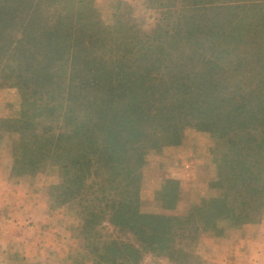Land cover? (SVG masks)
<instances>
[{
	"label": "trees",
	"instance_id": "16d2710c",
	"mask_svg": "<svg viewBox=\"0 0 264 264\" xmlns=\"http://www.w3.org/2000/svg\"><path fill=\"white\" fill-rule=\"evenodd\" d=\"M178 3L173 23L145 34L118 11L103 25L93 0H0V88L20 96L18 117L0 119L11 173L58 168L51 196L78 205L91 264H202L200 233L264 214V0H166ZM186 128L215 139L217 195L184 215L142 212L145 155ZM178 191L163 180V210ZM104 225L123 238L100 239Z\"/></svg>",
	"mask_w": 264,
	"mask_h": 264
},
{
	"label": "rangeland",
	"instance_id": "374dc122",
	"mask_svg": "<svg viewBox=\"0 0 264 264\" xmlns=\"http://www.w3.org/2000/svg\"><path fill=\"white\" fill-rule=\"evenodd\" d=\"M93 1L103 25L111 26L114 22V13L118 11L129 24L145 34L151 33L157 25L173 23L175 9H185L179 3L177 7L166 4V0H161L163 6H159L160 0ZM231 12L229 11L228 17ZM19 109L18 91L15 88H0V119L18 117ZM13 139V136L0 132V183L6 182L9 186L7 189L13 192V195H9L14 201L19 200L18 193L14 190L15 184H20L21 195L23 193V200L28 201L29 207L28 217L23 224L17 223L20 211L12 212L14 235L11 242L16 249L15 255L19 254L17 246L22 239L23 229L27 227L33 229L32 238L40 240L43 244L40 246L41 254L37 250L33 254V263L73 264L77 257H81L84 264H91L90 258L87 255L85 257L87 248L79 236L81 220L77 214L78 205L76 203L60 205L55 203L51 196L52 187L60 182L58 168L47 165L34 174L13 175L11 173L15 157ZM214 146L215 139L208 133L186 128L179 145L149 151L145 155V163L141 169L140 210L144 213L184 215L191 206L217 195L210 187L216 171ZM165 178L178 181L179 199L176 208L171 211L163 210L157 200V192ZM221 225L224 227L222 236L203 232L194 245L193 252L201 258L202 264H264V214L257 223L245 224L236 229ZM1 226L3 225H0V228ZM104 227L98 230L100 239L123 238L112 227L107 225ZM37 229L40 232H37ZM36 253L40 257V262L35 260ZM17 259L11 258L12 263L20 264ZM141 264L172 263L147 255Z\"/></svg>",
	"mask_w": 264,
	"mask_h": 264
},
{
	"label": "crops",
	"instance_id": "0c3cea01",
	"mask_svg": "<svg viewBox=\"0 0 264 264\" xmlns=\"http://www.w3.org/2000/svg\"><path fill=\"white\" fill-rule=\"evenodd\" d=\"M6 182L0 183V264H13L11 258L17 257V261L20 264H35L33 254H35V251L37 250L38 253L41 254L40 246H43L42 243H40V240L32 238L31 232H33V229L30 230V228H25L22 231V239L20 243L18 244V255H15L16 249L14 248V245L12 244V236L14 235L13 227V220H14V214L13 211L21 213V215L17 216L19 221L17 223H22L25 220V218L28 217V201L24 202L23 200V193L21 195V185L15 184L14 190H16L17 197H19V200L14 201L13 197L9 194L13 195L12 190L7 189ZM22 198L20 199V197ZM21 207V209H19ZM10 219V220H9ZM9 221V225H8ZM22 221V222H21ZM3 222H7V224H1ZM29 222V221H28ZM37 232H40L37 229ZM25 234V235H24ZM33 235V234H32ZM39 236V235H38ZM36 247V248H35ZM43 252V251H42ZM37 254V253H36ZM36 262H40V257L37 254V259H35Z\"/></svg>",
	"mask_w": 264,
	"mask_h": 264
}]
</instances>
